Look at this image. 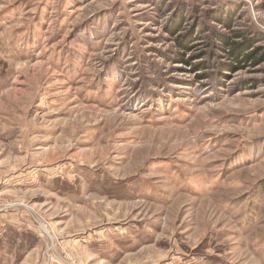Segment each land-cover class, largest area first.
I'll use <instances>...</instances> for the list:
<instances>
[{
  "label": "rangeland",
  "instance_id": "obj_1",
  "mask_svg": "<svg viewBox=\"0 0 264 264\" xmlns=\"http://www.w3.org/2000/svg\"><path fill=\"white\" fill-rule=\"evenodd\" d=\"M222 15L264 48V0H0V264H264V59Z\"/></svg>",
  "mask_w": 264,
  "mask_h": 264
},
{
  "label": "trees",
  "instance_id": "obj_2",
  "mask_svg": "<svg viewBox=\"0 0 264 264\" xmlns=\"http://www.w3.org/2000/svg\"><path fill=\"white\" fill-rule=\"evenodd\" d=\"M223 17V15L220 16V18H217V21L230 30V35L215 31L212 34H215V42H218L219 48L223 49L224 55L228 60L235 62L240 67L247 64L256 66L261 63L264 59V48L254 45L257 44L256 42L261 41L262 37L258 33H253L250 30H232L231 24H227ZM191 35L194 36L193 33ZM188 36H181L177 40L181 50H185L189 39H192L191 36L189 38ZM216 47L218 48V46ZM186 49H190V47H186Z\"/></svg>",
  "mask_w": 264,
  "mask_h": 264
}]
</instances>
